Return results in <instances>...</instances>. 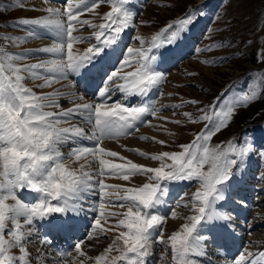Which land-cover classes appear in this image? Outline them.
<instances>
[{
    "label": "snow or ice",
    "instance_id": "6c2138e0",
    "mask_svg": "<svg viewBox=\"0 0 264 264\" xmlns=\"http://www.w3.org/2000/svg\"><path fill=\"white\" fill-rule=\"evenodd\" d=\"M131 2L79 0L73 4L65 0L62 9L53 7L50 0H42L44 15L16 20L17 25L26 28L25 35L3 34L7 47L0 44V264H32L28 243L35 221H45L56 232H70L84 204L92 198H96L93 203L98 204V212L94 206L92 210L97 214L88 239L101 234L105 238L107 234L113 236L103 252L94 257V264H147L154 242L170 246L174 264H197L196 258L204 255L205 249L201 229L211 222L231 221L221 202L255 147L250 140H230L226 147L213 145L211 140L228 126L238 107H246L264 94V74L253 77L252 87L226 102L222 103L223 96H217L211 104L197 108L199 115L184 111L180 113L183 119L159 116L165 108L200 104L191 99L165 105L149 98L166 79L165 73L158 70L164 57L162 49L179 42L196 15L188 14L178 25H168L150 40L137 36L140 47L118 51L123 48V34L134 27L136 13ZM103 3L109 4L110 10L99 17L102 22L80 19ZM11 6L24 4L12 0ZM86 26L96 31L90 36L74 34ZM44 37L51 43L19 47L27 40ZM91 39L96 43H89L82 52L74 48L75 43ZM112 57L116 62L104 67ZM94 69L99 76L95 92L99 99L88 102L83 94L71 89L74 81L70 76L87 77ZM56 84L61 88H54ZM46 88L52 90L43 91ZM116 92L123 99L109 103ZM64 103L70 106L64 107ZM149 116L177 126L206 123L188 143L178 145L179 151L127 149L158 162L154 167L135 163L103 146L105 140L118 142L120 137L138 132L140 125L150 123L145 119ZM139 139L168 143L154 136L142 135ZM85 141L92 142L91 146ZM136 176L144 177L139 186L106 182L113 177L131 181ZM175 181H195L199 187L189 201L194 214L185 217L180 229L165 237V217L159 214V207L165 202L169 182ZM171 215L176 218L178 213L173 209ZM41 243H49L47 237ZM84 243L81 240L74 245L76 253L93 259L82 250ZM58 255L61 264H85V260L63 259L70 253ZM233 264H264V248L252 251L245 247L233 258Z\"/></svg>",
    "mask_w": 264,
    "mask_h": 264
},
{
    "label": "rangeland",
    "instance_id": "374dc122",
    "mask_svg": "<svg viewBox=\"0 0 264 264\" xmlns=\"http://www.w3.org/2000/svg\"><path fill=\"white\" fill-rule=\"evenodd\" d=\"M29 1L30 0H22V3H28ZM50 2L55 3L51 4L53 7L62 9L65 7V0L60 1L63 6H55L59 5L57 0H50ZM72 2L76 4L79 0H72ZM11 5L12 0H0V44H4L2 40L3 34H8L10 36H23L26 34V28L16 24L17 19L36 18L45 14L42 11L45 5L35 6L36 10H33V5L31 10L29 9L30 5L24 4V7H13ZM109 10L110 5L103 3L98 6L94 12H85L80 19H91L93 23L98 24L102 22L99 17ZM190 13H195L196 15L194 24L188 26L179 42L169 46L173 47L181 43L184 49L187 47L192 49L189 50L187 55L183 54V57L180 55L178 63L170 69L169 72L167 69V74H165L166 79L155 89L157 93H155V95L152 94L153 96L151 95L150 98L157 101L158 104L165 105L179 103L181 100L187 101L196 99L200 101L198 105L185 104L182 109L165 108L161 111V114H168V117L173 116V112H176V115L171 117L172 119H182L183 117L180 113L184 111L199 115L196 111L197 108H202L204 105L211 104L217 96H223L222 103H224L228 99L239 95L241 90L252 87L253 77L264 74V0L140 1L139 8H137V13L135 15L134 27L129 29V37H127L129 41L125 47V51L127 47L141 46L136 39L137 36L150 40L154 34L166 29L168 25H178V22ZM94 31H96V29L86 26L82 32L74 34L90 36ZM45 38L47 37L30 40L28 46L24 43L19 47L32 48L31 45H33L34 48L40 47L42 45L41 41ZM89 43H96V41L91 39L90 41L77 42L74 44V48L82 52L89 46ZM4 46L7 47V44H4ZM144 46L146 47L147 44ZM179 49L180 47L178 50ZM198 49L200 51H197ZM205 60H212L215 61V63L207 64L204 63ZM190 73H195V75H190ZM169 92L173 93V95L169 96ZM121 99H123V97ZM204 123L206 122H201L196 125L189 123L184 126H177L168 122L167 133L172 132L175 133V135L169 137L168 143L165 146L172 151H179L178 145L188 143L193 138V135L200 131ZM165 128L166 127L160 129L159 132L162 134ZM152 130H155V128ZM167 133L165 132L164 134ZM230 140L240 143H243L245 140H250L255 147V151L247 157L245 167L234 177L235 181L238 177H245L251 181V184H249L248 187L245 185L235 187L232 191V195L241 199L240 194L243 192L238 193L237 190L242 187L244 189L246 188V193L252 196L250 198L251 213L249 212L248 215L249 220L248 217L246 220L253 226L255 236L249 241V244L253 249L254 247H256V249L257 247L262 249L264 248L262 245L264 244V238L260 239L256 233H264V155H261V153H264V94L246 107H238L228 126L223 128L212 138L211 144H219L222 147H226L227 142ZM150 142H152V140L147 143ZM134 180L136 186L142 183V179L139 176H136ZM182 182V188L176 196L171 198L168 197L166 201L169 200L172 203L177 202L187 207L190 212L183 214L190 216L194 213L189 201L191 200L192 194L199 187V184L195 181ZM174 187L175 183L169 182L168 193L174 190ZM246 198L248 201L249 196H246ZM256 199L259 200L256 201ZM258 208L261 210H258ZM172 210L173 206L164 214L160 213L159 210V214L165 217V222L163 224L165 237L170 234V231L174 232L179 230L180 226L185 223V220L184 222L171 221L173 219H171L172 216L169 215H171ZM236 217H238V215ZM77 219L78 218H76V221ZM232 220L239 221L234 217H232ZM78 221L80 222V220ZM79 222L75 227H79V233L76 237L71 238L62 234L66 232H60V236L59 234L51 235L50 230L47 229V224L45 225L46 228L43 227L40 222H37V226L34 227V230L41 229V232L36 230V234L34 237H31L28 243L31 257L39 254L35 258L36 262L31 261L32 264H41V262H43V264H59L56 262H61V260H59L61 257L55 252L65 250V253H70L72 255L76 252L75 248H73L74 245L81 240L85 242L82 250L87 253V257L93 259L80 257L79 254L76 253L73 256L74 260H85V264H94V257L103 252L104 248L111 243L113 236L112 234H107V238H105V235L101 234L89 240L88 234L91 230L90 226L92 223L87 224L82 222L81 225ZM229 224L233 225L232 222ZM202 229H206V227ZM218 229L222 231V225H220ZM80 231L83 233L81 232V234ZM42 232L44 235L39 236ZM45 237L48 239L51 238L52 244H57L52 245L51 243H47L50 248L51 246L57 247L50 249L47 245L42 244L41 241ZM246 240L244 243L245 247L247 244ZM67 244L72 245L67 246ZM45 249H47L48 252L53 251V253H55H51L54 259L42 260L41 254ZM56 256H59L58 260L55 259ZM38 257L40 258L39 260ZM63 258L68 260L69 256ZM147 264H174L170 246L168 244L154 242L151 255L147 258Z\"/></svg>",
    "mask_w": 264,
    "mask_h": 264
},
{
    "label": "bare ground",
    "instance_id": "6f19581e",
    "mask_svg": "<svg viewBox=\"0 0 264 264\" xmlns=\"http://www.w3.org/2000/svg\"><path fill=\"white\" fill-rule=\"evenodd\" d=\"M25 1H28V0H25ZM57 1H58L57 3L59 5H55V6L62 5L60 2L62 0H57ZM140 1H143V0H132V2H131V8L135 13H137V8H139V2ZM23 3L26 5H30V8H29L30 10L32 8V5L33 6L43 5L42 0H34V1L30 0L28 3L27 2H23ZM50 4H55V3L50 2ZM129 32L130 31L128 29L123 34V40H122L123 48L119 49L118 51H125V47L127 46L128 41H129L127 38V37H129ZM29 41L30 40L25 41L26 46H28ZM50 43H51V40L47 37L41 41L42 45L40 47L45 46V45L50 44ZM31 47L34 48L33 45H31ZM179 47L181 50L180 49L178 50ZM189 48L190 47H187L186 49H184L183 44H181V43H178L177 45H175L173 47L166 45L165 48L163 49L164 57H163V60L161 62H159L158 70L167 74L168 67L172 63H174L175 61L179 60L180 55H183V54L187 55L189 52V50H188ZM122 58L123 57H121V59ZM114 62H116V58L112 57L108 61L105 62L104 67H108L109 64H113ZM117 66H118V64H117ZM109 70H111V69H109ZM70 80L74 81V83H72L70 85L71 89L76 91L79 94H83L86 101H88V102L98 101L99 98L97 95H95L97 84L99 83V76L97 75V70L94 69L91 73H89V75L87 77H83V78L70 76ZM61 83L62 84H68L69 82L68 81H62ZM29 85H31V82H29ZM54 88H61V84L54 85ZM155 89L152 90V92L149 95V98H151L152 94L155 95V93H157V92H155V91H157ZM51 90L52 89H48V88L43 89V91H51ZM61 90L67 91L69 89L63 88ZM121 98H122L121 94L119 92H116L112 95V98L109 101V103L120 101V100H122ZM77 102H79V101H77ZM135 102L136 101L133 100V103H135ZM68 106H70L68 103H64V107H68ZM159 116L168 117V114H165V113L161 114V112H160ZM171 117H173V116H171ZM150 118H151L150 116L145 118L147 121H150V123H145L143 125H140L138 132H132L130 135L122 136L119 138L118 142L116 140H105L103 142V146L109 150L118 152L121 156L129 158L135 163H140V164H144V165L151 166V167L158 166V162L147 160L144 157L139 156L135 151H128L127 150L129 148L141 149V150H144V151H147L150 153L159 152V151H172L171 149H169L165 145L155 143L154 141L147 143L150 140L139 139L140 136L144 135V136H149V137L154 136L158 140L168 141L169 137L171 136L165 130H163L162 134L159 132L160 129H162L164 127H166V129H167V126L169 125L168 122H165L164 120H162V122H161V119H159V117H152L151 119ZM170 127H171V125H170ZM154 128H155V130H152ZM165 132L167 134H164ZM84 143L88 146H91L92 142L85 141ZM122 145H124L126 147H122ZM112 159H114L115 162H118V163L122 162L119 160V158H112ZM139 177L142 179V182H143L144 177L143 176H139ZM234 179L232 180V182L229 186V190L226 193L225 201L221 202V207H222L223 211L227 212L231 216V218L232 217L237 218V220H239V221H235V220L231 219L230 222H232L233 225H230L229 224L230 222L215 221V222H211L208 226L207 225L204 226V227H206V229H201L202 235L206 238V240L204 242L205 243V249H204V255H201V256L196 258L197 264H233V258H235L245 248L244 243H245L246 239H247L246 240L247 241L246 247H249L250 250H252V251H257L258 249L260 250V247H257V249H256V247H254V249H253L252 247H250V244H249V241L252 240V238L255 236V233L253 232V230H254L253 226L250 225L249 222L246 220L248 215H249V212L251 213V211H250L251 210L250 198L252 196L250 194L246 193V188L244 189L242 187H241V189L237 190L238 193L243 192L242 194H240L241 199H238L232 195V191L235 187H240L242 185H245L246 187H248V185L251 184V181L246 179L245 177H242V178L238 177L236 181ZM106 182L108 184H111V185H122V186H133L136 183L134 178L131 181H124L121 178H116V177L107 178ZM174 183H175L174 190L167 193V196L164 198L165 202L160 206L159 210H160V213L164 214L165 212L169 211L171 206H173V209H175L177 211L178 216L176 218L171 217V219H173L171 221L184 222L185 217H187V216L184 215L183 213H186V212L189 213L190 212L189 209H187V207H185V206H183L177 202L172 203L169 200L166 201V198H168V197L171 198V197L176 196V194L180 191V188H182L181 187L182 182L175 181ZM246 196H249L248 201L246 200L247 199ZM95 199L96 198H92V200H90L88 203L84 204V206H83L84 210L81 211L79 213V215L76 217V218H78L77 223L79 222L78 220H80L79 223L81 225H82V222L87 223V224L88 223L91 224L93 222L94 216L98 212V204L93 203L95 201ZM258 200L259 199H256V201H258ZM94 206L96 207L97 212H94L92 210V208ZM258 210H261V209L258 208ZM57 215H59V214H57ZM237 215H238V217H236ZM169 216H172V215H169ZM168 219H170V218H168ZM248 220H249V217H248ZM37 222H40L43 227H46L45 221L37 219L33 225V228L35 226H37ZM220 225H222V231L218 229V227ZM85 226H87V225H85ZM78 228H75L70 232H66V233H62V234L67 235V237H70V238L76 237V235L79 233ZM47 229L50 230L51 235H54V234H59V236L61 235L60 232L53 231L49 227ZM36 230L41 232V229H35L33 234H36ZM81 232L82 231H80V233ZM171 232L172 231H170L169 233L171 234ZM164 234H165V231H164ZM43 235H44V233L42 232V234H40L39 236H43ZM256 235L259 236L260 239L264 238V233H260V234L256 233ZM47 240L49 241V243H51V244L53 243L51 238H49V239L47 238ZM60 240L62 241L61 237H60ZM56 243H58V242H56ZM45 245H47V247L50 248V246L48 244H45ZM52 245H57V244L54 243ZM71 245L72 244H67V246H71ZM262 245L264 246V244H262ZM53 247L56 248L57 246H53ZM53 247L51 246V248H53ZM82 247H84V244L82 245ZM51 253L52 252H50V251L48 252V250L45 249L44 252L41 254V257L43 258L42 260H45L48 258H54V257H52ZM59 253H65V250L64 251L60 250L56 254L58 255ZM75 254H76V252L73 253L72 255H70L68 260L69 261L74 260L73 256ZM58 257L56 256L55 259H58ZM59 259H61V258H59Z\"/></svg>",
    "mask_w": 264,
    "mask_h": 264
}]
</instances>
